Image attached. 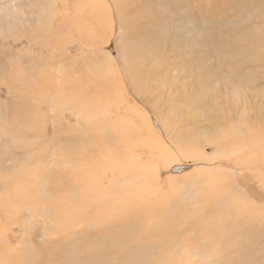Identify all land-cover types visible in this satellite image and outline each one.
Instances as JSON below:
<instances>
[{"label":"rangeland","instance_id":"374dc122","mask_svg":"<svg viewBox=\"0 0 264 264\" xmlns=\"http://www.w3.org/2000/svg\"><path fill=\"white\" fill-rule=\"evenodd\" d=\"M218 1L227 5L224 15L207 10L204 21L197 18L201 6L215 9ZM211 2L0 0L2 255L22 253L24 261L14 264H82L125 260L132 252L131 260L147 264L129 228L170 221L166 230L182 248L148 263L264 264V114L254 112H264V101L260 109L245 110L250 116L242 127L254 139L242 154L229 147L233 125L224 119L239 104H223L246 77L251 83L241 88L247 94L264 91V0ZM162 39L163 65L177 70L167 75L183 72L187 90L160 89L164 79L147 65L163 54ZM179 56L186 59L182 65ZM255 63L262 69L250 67ZM144 66L153 72L151 88L141 82ZM229 67L239 70L230 74ZM201 72L206 77L197 81ZM232 81L235 86L221 89V82ZM208 123L218 124L212 142L204 134ZM106 158L120 166L101 164ZM83 164L91 167L92 180ZM150 165L153 173L144 180L142 170L150 172ZM64 170L83 175L80 188L101 186L99 197L79 202L80 215H93L84 223L56 225L50 215L54 200L83 191L71 188ZM165 205L171 213L160 211ZM153 206L160 209L155 214ZM99 213L107 224L98 226Z\"/></svg>","mask_w":264,"mask_h":264},{"label":"bare ground","instance_id":"6f19581e","mask_svg":"<svg viewBox=\"0 0 264 264\" xmlns=\"http://www.w3.org/2000/svg\"><path fill=\"white\" fill-rule=\"evenodd\" d=\"M210 3H212V5L214 4L213 2H211V0H210ZM209 3V4H210ZM95 5V4H94ZM198 7V6H197ZM215 9L212 7V8H205V6L203 5V6H201L199 9H198V11L203 15V16H201V17H197V16H200V15H198V14H193V15H197L196 17L199 19V20H202V21H204L205 19H206V16H205V14L204 13H202V11H205V12H207V10H210V11H215V12H218L219 14H221V15H224L226 12H227V5L224 3V2H220V1H218V4H215ZM221 8V11H220V9H218V8ZM97 8V7H96ZM98 8H100V6H98ZM48 9V8H47ZM46 9V10H47ZM1 10V9H0ZM95 10V9H94ZM70 12V11H69ZM47 13V12H46ZM52 13V12H51ZM96 16V15H95ZM261 18V16L258 18V19H260ZM99 19V18H98ZM189 19H191L190 21H189V23H190V25L191 24H193V22H192V17H189ZM46 20V19H45ZM47 21V20H46ZM100 21V20H99ZM38 23V22H37ZM46 23V22H45ZM100 23V22H99ZM39 24H41V23H39ZM41 27H43L42 25H41ZM254 29V28H253ZM258 29V28H257ZM161 30H163V29H161ZM193 30H195V28H194V26L190 29V30H188L189 32H193ZM201 30V29H200ZM252 30V29H251ZM250 31V30H249ZM246 31L245 33L246 34H251V33H253L252 31ZM257 31V30H256ZM199 32V31H198ZM195 33V32H194ZM75 34V33H74ZM196 34V33H195ZM41 36V35H40ZM95 36V35H94ZM197 36V35H196ZM149 38V37H148ZM252 38H253V40L254 41H256V42H259V40L258 39H255L253 36H252ZM264 39V38H263ZM262 39V40H263ZM198 41L194 38V43H197ZM188 43H191V42H188ZM260 43V42H259ZM161 44L163 45H161V47H162V51H163V54H161V56H160V58L155 62V65L153 66V64L152 63H148L147 65H149L150 67L152 66V67H154L156 70L155 71H158L159 73H160V75L162 76V77H160V79H164L163 81H161V83H160V85H159V87H160V89H162V88H168V90L169 91H174V93L175 92H177L179 89H183V90H187V88H188V86H187V84H186V82L184 81V80H182V79H184V73L183 72H180V75H176V76H172L171 78L170 77H168V75H167V68L163 65V62H165L164 60H163V57L164 56H166L167 55V53L165 52V47H164V44H163V39H162V42H161ZM186 43H181L180 44V46H178V47H181V46H183V45H185ZM145 44H141V49L142 48H144L145 49V47L146 46H144ZM259 45V44H258ZM151 47V46H150ZM163 47H164V49H163ZM171 48H172V46H170L169 45V50H171ZM158 49H159V47L158 48H156V51H158ZM195 52V51H194ZM174 57H175V55H174ZM250 57H254V54H251L250 55ZM144 59V58H143ZM138 60V62H140L139 60L140 59H137ZM185 61H186V59H183V58H181L180 56H179V62L181 63V65L183 64V63H185ZM107 62V61H106ZM104 63V62H103ZM144 63H147L146 61H144ZM149 66H144V69H143V72H142V76H141V82H142V85H145V87L147 88V85H148V87L149 88H151V86H150V82H147V81H149L150 79H151V77L153 76V72H151V68L149 67ZM140 67H142V66H140ZM199 67V66H198ZM250 67H252V68H254V69H257V70H259L258 68H260V69H262V64H258V63H255V64H253L252 66H250ZM250 67H248V68H250ZM161 68H163L164 70H163V72H161ZM229 69H230V71H229V73L230 74H234V73H236V71L237 70H239V68H230L229 67ZM102 70H104V69H102ZM176 69H173L172 71H168V73L169 74H171V72H174ZM226 70V69H225ZM243 70V69H242ZM246 69L244 68V71H245ZM177 71V70H176ZM179 71H181V68L179 69ZM210 71V70H209ZM219 71L220 70H218V73H219ZM241 71V70H240ZM55 72V71H54ZM53 72V73H54ZM231 72H234V73H231ZM251 73V72H250ZM176 74V73H175ZM215 74H216V72H215ZM214 75V74H213ZM212 75V76H213ZM218 75V74H217ZM255 75V74H254ZM257 75V74H256ZM259 75H261V74H259ZM259 75H257V76H259ZM58 76V75H57ZM198 79H197V81H203V79L206 77V74L204 73V72H201V73H199L198 75ZM234 76V75H233ZM262 76V75H261ZM59 77V76H58ZM236 77V76H235ZM242 77H243V74H242ZM263 77V76H262ZM78 78V77H77ZM237 78V77H236ZM240 78V77H239ZM253 78H254V76H253ZM59 80V79H58ZM156 80V79H155ZM221 81H222V79H220ZM241 80V79H240ZM239 80V81H240ZM243 80V79H242ZM90 82H91V80H89ZM154 81V80H153ZM254 81V80H253ZM262 81V80H261ZM157 82H158V80H157ZM263 82V81H262ZM262 82H260L261 83V86H262ZM51 83V82H50ZM222 83V86H221V89H225L226 90V88L228 87V86H235L234 85V81H232V82H221ZM249 83H251L249 80H248V77H246V80H244V81H241L240 83H239V85L238 86H235L236 87V90H235V93H236V95H235V97H233L232 99H228V97H227V99L228 100H225L224 101V103L223 104H225V103H237V104H239L238 106H241V110L240 109H238L237 107H234V110H233V112L232 113H235L236 115H239L238 117H237V120L235 121L234 119H232V113L231 114H229V115H227L226 114V116L224 117V119H226V121H228L226 124H228L229 125V123H230V125L232 126V127H230L232 130H231V132H232V135L234 136V139H233V141H232V143L229 145V147H232L233 148V151H235V152H239V153H241L242 154V151H243V147L244 146H247V144H249V143H251V140H253L254 138H252V137H249V134H248V130H247V128H245L244 129V127H242V126H245V124H243L242 125V123L244 122V120L246 119V118H248L249 116H250V112L249 113H247L246 114V112L247 111H245L246 110V108H249L250 106L253 108V111L255 110V108H257L258 106H259V109H260V107H261V102L262 101H264V91L261 93H252V94H247L246 93V91L247 90H243L242 88H241V85H243V84H249ZM259 83V82H258ZM257 83V84H258ZM23 84V83H22ZM54 87V86H53ZM62 88V87H61ZM215 88V87H214ZM213 89V88H212ZM264 89V88H263ZM44 90H46V89H44ZM209 90V89H208ZM214 90V89H213ZM254 90H255V88H254ZM3 91V90H2ZM84 91V90H83ZM210 91V90H209ZM47 92V91H46ZM85 92V91H84ZM214 92V91H213ZM20 93V92H19ZM48 93V92H47ZM63 94H64V92H62ZM174 93H173V95H174ZM26 94V93H25ZM52 94H53V92H52ZM65 94H67V93H65ZM212 94V93H211ZM253 95L255 96V97H253ZM45 96V95H44ZM48 96H49V94H48ZM58 96V95H57ZM57 96H56V98H57ZM209 96V95H208ZM46 98H47V96H46ZM74 98V97H73ZM76 98V97H75ZM74 98V99H75ZM213 98V97H212ZM79 99V98H78ZM214 99V98H213ZM216 99V98H215ZM215 99H214V101H215ZM39 100V99H38ZM217 100V99H216ZM221 100V99H220ZM224 100V99H223ZM49 101V100H48ZM41 102V101H40ZM45 103V102H44ZM57 103V102H56ZM220 103V102H219ZM58 104V103H57ZM58 105H60V104H58ZM68 105V104H67ZM72 105V104H71ZM44 106V105H43ZM54 106V105H53ZM61 106V105H60ZM69 106V105H68ZM56 107V106H55ZM64 107V106H63ZM63 107H62V109H63ZM65 107H67V106H65ZM73 107V106H72ZM76 107V106H75ZM75 107H73L75 110H76V108ZM68 108V107H67ZM70 108V107H69ZM68 108V109H69ZM181 108V105H177L176 106V112H179V109ZM44 109V108H43ZM222 109H224V111L227 113V111L229 110V111H232V109L229 107V106H223L222 105ZM67 110V109H66ZM71 110V109H70ZM79 109L77 108V110L76 111H78ZM264 110V109H263ZM61 111V110H60ZM65 111V110H64ZM68 111V110H67ZM255 112V114H256V116H257V114H259V113H261V116L264 114V112H260V110H256V111H254ZM200 114V113H199ZM59 116V115H58ZM196 125H198V122L196 123ZM218 125V124H217ZM217 125L215 126V127H213V126H211L210 125V123H208V126H207V131H210L209 133H204L205 134V136H208V139L206 140L207 142H212V138H211V136H213V134H211V131H213V130H215V132H217V130L215 129L216 127H217ZM28 126V125H27ZM248 125H246V127H247ZM222 127V126H221ZM220 128V127H219ZM226 129H228L227 127H226ZM249 129V128H248ZM190 133V132H189ZM225 133L228 135V130H225ZM181 134V133H180ZM183 135V137H184V134H182ZM190 135V134H189ZM193 135V134H192ZM254 136L257 138V136L254 134ZM252 138V139H251ZM174 139H175V137H174ZM177 139V138H176ZM175 139V140H176ZM180 139V138H179ZM184 139H185V137H184ZM222 139L223 138H221L220 137V139H219V141L218 142H216L217 144H218V147H220V144L222 143ZM251 139V140H250ZM73 140V139H72ZM102 140H105L104 138L102 139ZM56 141V140H55ZM183 141H185V140H183ZM182 141V142H183ZM196 142L198 143L199 142V140H197V138H196ZM170 143V142H169ZM177 143V142H176ZM175 143V144H176ZM196 143V144H197ZM122 144H124V143H122ZM124 145H126V144H124ZM179 145H182V143H180ZM123 147V146H122ZM180 147V146H179ZM197 147L198 148H202V145H201V143H198L197 144ZM258 149V148H257ZM183 150V149H182ZM186 150H188V149H186ZM183 151H185V150H183ZM69 152H71V151H69ZM74 152V151H73ZM7 153V152H6ZM75 153V152H74ZM246 153V152H245ZM232 155H234L233 154V152L231 153ZM236 154V153H235ZM238 154V153H237ZM229 155V154H228ZM231 155V156H232ZM73 156V155H72ZM106 156V155H105ZM104 156V157H105ZM219 157V156H218ZM226 157V156H225ZM71 158H73V157H71ZM69 159H70V157H69ZM164 160V159H163ZM219 160V159H218ZM223 160H225V159H223ZM228 160V159H227ZM100 162H101V160H99ZM175 161V160H174ZM180 161V160H179ZM179 161H177V162H179ZM69 162H71V160L69 161ZM126 162V161H125ZM108 163V165L110 166V168H115V167H118V166H120V163H116L114 160H112V159H108V158H106L103 162H101V164H107ZM33 164V163H32ZM122 164H124V162L122 163ZM121 164V165H122ZM167 164V163H166ZM19 166V165H18ZM72 167V166H71ZM85 167V171H84V174H85V176L89 179V180H92V178H91V167H89V166H87V165H84L83 164V168ZM150 168H149V170H150V172L147 170V172L145 171V169L144 170H142V177H144V180H145V177H146V179H148L149 177H150V175H152L151 173H153V170H152V166L150 165L149 166ZM89 169H91V170H89ZM22 170H23V168H22ZM30 170H31V168H30ZM30 170H27V172L28 171H30ZM24 171V170H23ZM64 171H67L68 172V174H69V179H71L72 180V184H74L71 188H77V189H82L83 191L81 192V195H79V197H77V198H74V199H71V200H68V198L67 197H62L61 199H56V200H50V201H53V203H52V207H51V203H50V205H49V207L48 208H50V210H51V212H50V215H51V217L53 218V220L55 221V223H56V225H58L60 222H65V223H67L68 225L69 224H71V225H73V224H75L76 222H85V220L84 219H86V220H89V219H91L92 218V216L93 215H90V217L89 218H87V217H85V216H82V215H80L78 212H77V209H78V207H79V202L81 201V206L82 205H84L86 202H88V201H90V200H92V199H95V198H97V197H99L100 196V192H101V186H97L96 184L95 185H91V186H89V187H83V188H80V187H78V184L82 181V179H83V175L82 176H79L80 178H76V177H74V175H73V172H71V171H68V170H64ZM145 171V172H144ZM152 171V172H151ZM156 171V170H155ZM155 171H154V173H155ZM25 172V171H24ZM32 172H34V171H32ZM188 173V172H187ZM28 174H29V172H28ZM30 174H31V172H30ZM29 174V175H30ZM156 174V173H155ZM158 174H160V172L158 173ZM174 174H176V173H174ZM174 174H173V177H174ZM211 174V173H210ZM214 174V173H213ZM65 175H66V173H65ZM147 175V176H146ZM212 175V174H211ZM8 176H9V174H8ZM17 176V175H16ZM15 176V177H16ZM34 176V175H33ZM11 177H12V175H11ZM19 177V176H18ZM22 177V176H21ZM35 177V176H34ZM152 178V177H151ZM157 178V177H156ZM15 179V178H14ZM37 179V178H36ZM224 179H226V178H224ZM19 180V179H18ZM24 180V179H23ZM150 181V180H149ZM152 181V180H151ZM9 182H10V180H9ZM39 182V181H38ZM142 182H144L143 180H142ZM40 183V182H39ZM148 183V182H147ZM151 183V182H150ZM7 184V183H6ZM11 184V183H10ZM34 184V183H33ZM143 184V183H142ZM22 185V184H21ZM144 185V184H143ZM147 185V184H146ZM41 187V186H40ZM14 189V188H13ZM8 190H10V189H8ZM26 190H28V189H26ZM34 190V189H33ZM11 191V190H10ZM18 191V190H17ZM19 191H22V190H19ZM15 192V191H14ZM16 193V192H15ZM24 193V192H23ZM31 193V192H30ZM33 193V192H32ZM5 194V193H4ZM19 194V193H18ZM14 195V194H13ZM19 195H21V194H19ZM9 196V195H8ZM197 196V195H196ZM20 197V196H19ZM211 197V196H210ZM6 198V197H5ZM2 199V198H1ZM10 200V199H9ZM48 201H49V199H47ZM160 200V199H159ZM169 200V199H168ZM194 200V199H193ZM45 201V200H44ZM161 201V200H160ZM9 203V202H8ZM14 204H16L15 202H13ZM13 204V205H14ZM6 205V204H5ZM10 205V204H9ZM8 205V206H9ZM18 205V204H17ZM169 205H170V203H169ZM180 205V204H179ZM2 206V205H1ZM170 206H172V205H170ZM200 206V205H199ZM2 208V207H1ZM5 208V207H4ZM209 209V208H208ZM212 209V208H211ZM3 210H5V209H3ZM153 210H154V214L155 213H157L159 210L156 208V207H154L153 206ZM160 211H164L165 212V214L166 213H171V210H170V208H169V206L168 205H165L164 207H162V209L160 210ZM177 211V210H176ZM182 211H183V209H182ZM184 212V211H183ZM193 212V211H192ZM7 213V212H6ZM19 213V212H18ZM5 214V213H4ZM195 214V213H194ZM161 215H163L164 216V214H163V212H162V214ZM102 216H103V214L102 213H99L97 216H96V218H95V221L97 222V224H98V226H103L104 224H107V222H103L101 219H102ZM168 216V215H167ZM171 216V215H170ZM176 216V215H175ZM15 217V216H14ZM12 218V217H11ZM10 218V219H11ZM163 218H165V216L163 217ZM175 222V221H174ZM177 222V221H176ZM170 223V221L168 222V224ZM168 224H167V221H165L164 223H162V224H157L156 226H155V223H153V222H151V221H142V222H138V223H135V224H133L130 228H129V230L135 235V239H133V241H132V244L133 243H137L138 244V248H139V250H140V253H139V256L147 263V264H151V263H148L147 262V258H149V260L153 263L154 262V260L157 258V257H162L165 253H167V252H176V250L179 248V247H181V245L178 243V241H177V235L175 234V233H173V232H170V231H168V230H166L167 228H169L170 226H168ZM70 225V226H71ZM170 225V224H169ZM179 225V224H178ZM168 226V227H167ZM182 241V240H181ZM181 243H184V242H181ZM183 245V244H182ZM194 245V244H193ZM182 248V247H181ZM180 248V249H181ZM184 250V249H183ZM189 251V250H188ZM131 253L132 252H130L129 253V255L125 258V260H117V261H113V262H102V263H90V262H87V261H83V263L82 264H137V262H136V260H134V258L131 260ZM187 253V252H186ZM20 255H22V253H18V254H13V255H11V256H8L7 255V252H3V255L0 253V264H14L15 262H18V263H20L21 261H24V259L23 258H21L20 257ZM133 256H134V254H132ZM187 255H188V253H187ZM245 255L246 256H249V251L248 250H245ZM23 256V255H22ZM193 259V258H192ZM128 260V261H127ZM73 261V263L74 264H77L78 262L76 261V260H72ZM17 263V264H18Z\"/></svg>","mask_w":264,"mask_h":264}]
</instances>
